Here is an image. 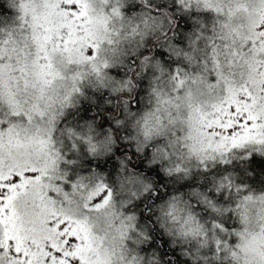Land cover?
<instances>
[{"label": "snow or ice", "instance_id": "snow-or-ice-1", "mask_svg": "<svg viewBox=\"0 0 264 264\" xmlns=\"http://www.w3.org/2000/svg\"><path fill=\"white\" fill-rule=\"evenodd\" d=\"M0 264H264V0H0Z\"/></svg>", "mask_w": 264, "mask_h": 264}]
</instances>
